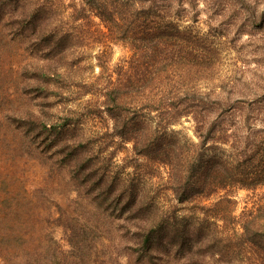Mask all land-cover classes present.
Wrapping results in <instances>:
<instances>
[{
  "label": "rangeland",
  "instance_id": "374dc122",
  "mask_svg": "<svg viewBox=\"0 0 264 264\" xmlns=\"http://www.w3.org/2000/svg\"><path fill=\"white\" fill-rule=\"evenodd\" d=\"M26 1L42 8L27 27L20 26V7L0 1V264H250L251 246L240 242L242 222L264 221V184L179 202L168 189V168L134 154L114 134L103 103L113 83L135 72L133 61L149 77V51L159 43L157 59L165 61L168 79L146 90L182 98L196 92L235 107V148L219 147L247 172H259L264 0L159 3L134 24L135 32L157 34L146 41L141 34L123 41V16L116 14L114 23L83 0ZM66 118L72 123L60 133L41 131L40 124L50 128ZM195 127L183 117L170 129L198 142ZM63 154L86 155L89 178ZM102 175L110 180L101 182ZM109 184L113 194L105 197ZM131 190L136 201L123 210ZM151 228L172 236L187 231L192 248L154 246L141 254L136 248Z\"/></svg>",
  "mask_w": 264,
  "mask_h": 264
},
{
  "label": "trees",
  "instance_id": "16d2710c",
  "mask_svg": "<svg viewBox=\"0 0 264 264\" xmlns=\"http://www.w3.org/2000/svg\"><path fill=\"white\" fill-rule=\"evenodd\" d=\"M0 1L4 7L5 5L13 8L17 6L22 9L19 23L23 27L35 22L38 19V10L42 9L38 7L34 10L26 0ZM171 1L174 0H83L95 6L99 9L101 16L107 15L114 23L116 14L123 16V41L132 39L138 41L141 35V40L144 41L152 35L153 38H157L156 33L135 32L134 24L138 15L153 13L159 3L167 5ZM158 44H154L149 51L151 60L149 63L152 69L149 77L146 78L144 69L140 65L134 66L138 61L135 60L131 66V70L135 72L123 74V79L113 83V86L104 94L103 106L107 107L108 114L114 121V134L122 139L123 143L132 144L134 154L168 168V189L181 203L208 199L233 185L254 189L264 184V168L257 173L247 172L248 167L242 168L239 159L226 155L219 147L220 144H231L232 150L235 148L231 143V141H237L231 128L236 126L233 125L235 107L225 106L226 102L219 97L211 101V98H204L196 92L184 94L185 98H182V95L173 94L170 91L146 90V85H155L160 88L168 79L166 76L168 67L165 66V61L157 59L163 51L162 46L160 48ZM164 52L166 54V51ZM204 100L212 102L211 105H206ZM183 117H191L195 121V134L198 142H193L182 133L170 129ZM71 123V119L66 118L61 125L49 128L42 123L40 128L41 131L58 134L60 129ZM85 147L81 144L78 148L86 151ZM249 151L247 149L242 152L244 154L242 161L246 162L245 164L251 160ZM225 156L229 158H224ZM69 157L74 158L75 169L80 173L83 171V177L87 180L89 173L85 176L84 171L89 163L87 156L63 154L65 162ZM108 178L102 175L99 180L108 182L110 180ZM132 191H130L128 200L123 201V210L131 208L133 202L136 201V195L134 197ZM102 193L105 197L111 196L113 194L112 185H107ZM259 219V216L249 217L242 222L244 232L240 237V242L243 246H251L250 249L253 252L252 257L249 258L250 264H264V221L260 222ZM160 227L158 229L163 230ZM153 229L142 234V245L136 248L139 251L142 248L141 254L151 250L154 246H161L167 250L176 244L182 251L192 248L193 243L187 231L175 232L177 235L172 236L166 230L160 232Z\"/></svg>",
  "mask_w": 264,
  "mask_h": 264
}]
</instances>
